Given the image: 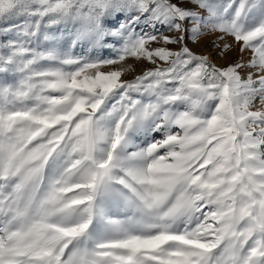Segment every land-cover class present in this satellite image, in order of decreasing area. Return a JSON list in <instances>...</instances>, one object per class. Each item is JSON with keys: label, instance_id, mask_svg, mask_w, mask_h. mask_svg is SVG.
<instances>
[{"label": "snow or ice", "instance_id": "1", "mask_svg": "<svg viewBox=\"0 0 264 264\" xmlns=\"http://www.w3.org/2000/svg\"><path fill=\"white\" fill-rule=\"evenodd\" d=\"M0 264H264V0H0Z\"/></svg>", "mask_w": 264, "mask_h": 264}, {"label": "rangeland", "instance_id": "2", "mask_svg": "<svg viewBox=\"0 0 264 264\" xmlns=\"http://www.w3.org/2000/svg\"><path fill=\"white\" fill-rule=\"evenodd\" d=\"M232 43L230 37L225 38L223 41L217 40L216 35H208L201 39L197 44H189L192 50L198 54L207 55L210 59V62L215 64L218 67L226 66L229 63L236 61L241 58V54L238 51V46L233 44V47L230 48L226 52H222L223 45ZM156 45H152L155 47ZM173 48H178V45L170 46ZM75 52L77 54L87 55V49H82L80 47H76ZM105 56L108 55L107 52L104 53ZM250 58L249 53H245L243 59L247 61ZM114 68H123V76L124 80H132L135 76L142 74L144 70H147L152 67V65L147 62L136 61L134 59L129 58L122 65L113 66ZM259 107V105H257Z\"/></svg>", "mask_w": 264, "mask_h": 264}]
</instances>
